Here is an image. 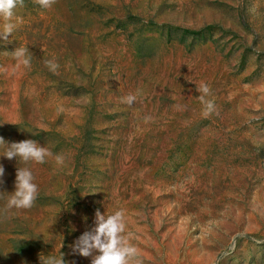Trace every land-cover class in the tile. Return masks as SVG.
Masks as SVG:
<instances>
[{"label": "rangeland", "instance_id": "1", "mask_svg": "<svg viewBox=\"0 0 264 264\" xmlns=\"http://www.w3.org/2000/svg\"><path fill=\"white\" fill-rule=\"evenodd\" d=\"M15 17L0 138L52 155L25 165L0 145V264H91L72 246L97 210L125 212L142 264H264V0H24ZM20 46L30 67L11 58ZM18 167L38 198L5 214Z\"/></svg>", "mask_w": 264, "mask_h": 264}, {"label": "clouds", "instance_id": "2", "mask_svg": "<svg viewBox=\"0 0 264 264\" xmlns=\"http://www.w3.org/2000/svg\"><path fill=\"white\" fill-rule=\"evenodd\" d=\"M43 9H51L56 3V0H33ZM24 0H0V19L3 24L0 25V39L8 41L9 36H12L17 29L19 18L15 17V9L23 7ZM9 53V52H8ZM11 58L15 60L16 67L23 65L24 67L31 66V55L26 47H18L14 52L10 53ZM45 65L50 71L56 73L59 65L54 59L46 60ZM200 93L199 99L203 105L202 115L207 118L215 111V103L213 100L206 99L211 95L209 86L201 82L197 87ZM137 97L128 95L122 98V102L133 105ZM177 110H183L182 106L176 105ZM146 120H151V117H146ZM0 145L4 147L2 157L12 160L14 158L23 162L25 165L29 163L44 164L46 158L52 153L45 146H41L35 140H24L21 142L6 143L3 138H0ZM58 165L64 164V157L57 155L55 157ZM5 169L0 165V184H2ZM35 177L33 172L28 167H18L15 179V191L8 194L4 207V213L7 214L11 210H28L34 206L38 198L39 188L34 182ZM3 192H0V199H4ZM126 218L123 210H117L113 214H101L99 210L95 213V227L91 231H86L81 235L72 246V253L79 254L85 258H91V264H142L141 253L138 247L132 243V234H126ZM40 264H65L64 256L61 253L59 256L49 254L39 256Z\"/></svg>", "mask_w": 264, "mask_h": 264}]
</instances>
